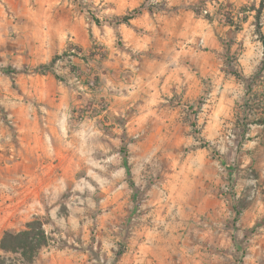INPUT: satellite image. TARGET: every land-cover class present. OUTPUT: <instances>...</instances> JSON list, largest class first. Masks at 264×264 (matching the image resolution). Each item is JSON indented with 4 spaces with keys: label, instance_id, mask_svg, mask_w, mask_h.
Returning a JSON list of instances; mask_svg holds the SVG:
<instances>
[{
    "label": "rangeland",
    "instance_id": "rangeland-1",
    "mask_svg": "<svg viewBox=\"0 0 264 264\" xmlns=\"http://www.w3.org/2000/svg\"><path fill=\"white\" fill-rule=\"evenodd\" d=\"M55 1L68 2L89 23L112 26L124 16L106 11L135 0ZM260 2L183 0L180 4V10L194 12L196 7L194 18L200 20L186 35L203 36L210 30L222 41L224 48L215 62L229 81L227 92L215 89L214 78L180 53V82L185 78L190 87L168 85L166 95L155 100L136 98L130 108L118 109L121 103L114 96L122 85L117 88L103 77V62L110 52L99 42L89 54H82L88 64L84 70L73 71L68 63L80 53L74 46L69 56L57 62L54 71L64 80L70 105L61 113L51 108L50 114L22 80L23 74H36L38 67H12L0 60V239L6 230L19 231L27 222L40 219L51 235V247L85 255V264H115L134 237L160 212L164 214L173 184L180 183L182 227L189 211L208 209L215 199L238 198L241 188L247 191L236 200L246 203L248 197L260 198L248 191L264 179L255 182L251 163L242 160L240 152L247 110L252 116L263 106L260 100L246 105V92L264 86V50L252 11ZM166 4V0H144L125 16L145 10L172 12L174 8ZM244 17L247 21H242ZM261 22L264 34V10ZM115 45L126 50L120 36ZM184 45L180 42V50ZM197 49L203 50L201 45ZM186 50L184 54L190 56ZM64 67L73 75L71 82L62 73ZM183 67H189L191 75H185ZM255 68L261 70L259 76L244 73ZM232 212L227 218L206 214L197 220L205 233L210 227H221V242L230 243L218 264H264V218L242 230L239 214ZM226 223L233 230L225 236ZM8 257L10 264H30Z\"/></svg>",
    "mask_w": 264,
    "mask_h": 264
},
{
    "label": "crops",
    "instance_id": "crops-1",
    "mask_svg": "<svg viewBox=\"0 0 264 264\" xmlns=\"http://www.w3.org/2000/svg\"><path fill=\"white\" fill-rule=\"evenodd\" d=\"M52 1L0 0V60L12 67L36 68L48 65L56 56L66 52L70 46H74L80 53L67 62L84 70L88 64L81 58L82 54L83 56L89 54L94 45L103 43L110 52L108 60L103 62L106 67L103 77L108 84H115L117 88L118 85H122L120 94L114 98L120 100L118 109L125 106L128 109L134 105L132 103L136 98L150 100L149 96H151V100H155L162 96L163 92L169 90L168 85L174 89H178L180 83L184 87H190L191 84L187 79L182 78L180 82V53H183L184 60L193 61L205 76L214 78L215 89L227 92L229 81L215 62L216 54H220V49L224 48V45L210 30L203 36L190 33L186 35V32L195 27L200 20L194 18V12L180 10L183 0H166V5L174 8L172 12L145 10L135 15L128 24L118 23L112 26L89 23L82 14L73 11V6L68 2L55 1L57 4H54ZM227 1L234 5L247 3V0ZM143 2L144 0H135L118 10L112 8L106 12L110 16L122 17L138 10ZM118 36L124 42L126 50L115 45ZM180 37L186 40H180ZM180 42L186 44L182 50H180ZM190 42H192L191 46L188 45ZM199 45L202 51L197 49ZM261 48L264 50L263 47ZM185 50L190 56L184 54ZM206 60H209V63H205ZM190 65L192 63L188 64ZM188 68L183 67L181 71L185 75H191V69ZM259 72L261 70L255 68L246 69L244 73L246 75L255 73L259 76ZM62 73L67 80L72 81L73 75L68 67L62 68ZM2 76L0 73V80H3ZM22 80L26 84L29 83L32 94L39 103L46 106L47 113L51 114L49 112L51 108L61 113V110H67L69 107V91L54 75L29 73L23 74ZM118 81L120 83H117ZM130 83H137L140 86L129 85ZM154 83H158L157 87L152 86ZM200 87L198 81L197 88ZM246 93L247 107L255 100L256 102L260 100L263 105L257 114L251 112L252 116L249 115L248 108L246 121L242 125L244 130L241 134L240 147L242 160H246L247 164L251 163L250 171L255 172V182H259L264 179V86L251 92L252 94L248 91ZM244 185L249 186V184ZM246 191L247 189L241 188L237 197L239 198L241 192ZM251 192L261 197L254 200L248 197L246 203L234 197L231 200L215 199L209 203L208 209L199 207L189 211L186 214L189 220L184 222L185 227H182L180 226V183L173 184L168 197L170 204L167 201L164 205L166 207L164 214L160 212L157 220L151 221L154 222L153 224L146 225L114 263L218 264L222 252L227 248L230 249V243L221 242V237L219 238L222 236L221 227L219 230L218 227H210L206 231L208 233H205L199 228L201 223L197 220L206 214L212 219H222L223 216L229 217L227 215L232 211L236 215L237 211H241L239 216L242 230L248 229L256 220L264 218V181L259 187L248 191L249 194ZM223 206L229 211L222 209ZM223 227L225 236L232 233L233 228L230 223L224 224ZM207 235L208 240L205 238ZM82 257L86 256H78L71 250H60L50 246L41 251L35 264H85L87 260Z\"/></svg>",
    "mask_w": 264,
    "mask_h": 264
},
{
    "label": "trees",
    "instance_id": "trees-1",
    "mask_svg": "<svg viewBox=\"0 0 264 264\" xmlns=\"http://www.w3.org/2000/svg\"><path fill=\"white\" fill-rule=\"evenodd\" d=\"M194 12L198 13L196 7H192ZM264 10V0H261L258 8L253 7L252 11H255V20H256V28L258 33H260V41L263 44L264 49V34L262 33V13ZM134 16H124L119 23L128 24L130 20ZM206 18L210 20V15L207 14ZM242 21H247V17H244ZM99 23V21H98ZM233 25V24H232ZM236 29H240V26H236ZM71 47L69 50L64 52L61 55L56 56L52 62L48 65H42L37 68L36 72L40 74H48L51 73L54 75L59 81L63 82V78H61L56 72L54 68L57 62L70 55ZM71 69L76 71V66L72 65ZM9 74H17L16 70H7ZM127 171L130 175V170L127 168ZM240 212L238 211V214ZM52 238L51 235L45 229V223L40 219H34L25 224L24 228L19 231L14 230H6L1 239H0V251L3 253L0 255V264H10V259L8 255H14L19 260L24 263H33L40 252L51 245Z\"/></svg>",
    "mask_w": 264,
    "mask_h": 264
},
{
    "label": "built area",
    "instance_id": "built-area-1",
    "mask_svg": "<svg viewBox=\"0 0 264 264\" xmlns=\"http://www.w3.org/2000/svg\"><path fill=\"white\" fill-rule=\"evenodd\" d=\"M72 51H74V50H72Z\"/></svg>",
    "mask_w": 264,
    "mask_h": 264
}]
</instances>
